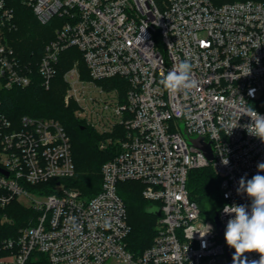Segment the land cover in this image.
I'll list each match as a JSON object with an SVG mask.
<instances>
[{"label":"built area","instance_id":"built-area-1","mask_svg":"<svg viewBox=\"0 0 264 264\" xmlns=\"http://www.w3.org/2000/svg\"><path fill=\"white\" fill-rule=\"evenodd\" d=\"M24 2L42 25L57 19L37 65L43 87L50 89L61 54L78 49L89 79L76 61L64 74L65 104L75 103L91 127L99 126L106 136L101 150H117L102 166L100 191L87 197L67 184L76 167L63 125L30 116L15 123L0 102V207L24 199L36 213L17 238L0 243L7 252L0 264H32L41 255L48 264H232L224 234L190 198L188 180L192 170L209 167L220 177L224 227L231 218L223 213L226 204H251L237 188L264 163V141L245 127L250 109L264 115V2ZM0 12L2 26L11 24L5 0ZM185 59L197 87L186 94L166 90L160 80ZM114 79L120 80L113 89L99 85ZM33 80L30 64L0 40V87L24 89ZM200 138L211 144L213 160L192 143ZM51 181L58 184L48 193ZM124 182H141L144 199L161 211L152 245L137 258L128 247L132 229L118 193ZM206 225L211 229L201 237ZM245 258L251 264L260 254Z\"/></svg>","mask_w":264,"mask_h":264},{"label":"trees","instance_id":"trees-1","mask_svg":"<svg viewBox=\"0 0 264 264\" xmlns=\"http://www.w3.org/2000/svg\"><path fill=\"white\" fill-rule=\"evenodd\" d=\"M252 1L264 2V0ZM5 3L6 7L12 10L14 18L11 24H6L4 27L0 12V40L7 42L15 50L21 62L30 64L34 72V80L24 89L6 90L0 87L1 111L15 123L24 116L58 120L70 136L73 145L76 175L67 180V184L80 190L85 196L92 197L101 189L102 166L114 157L117 149L110 147L101 150L100 141L106 136L99 135L88 127L85 121L75 116L74 103L65 105L67 90L64 81L65 72L79 61L83 77L89 79L82 53L76 48H71L61 54L58 73L50 89L47 90L37 73V65L43 56L45 46L55 37L57 19L39 28L33 10L24 0H5ZM119 80L114 79L116 82ZM104 82L106 81L99 83ZM220 183V177L210 167L194 169L190 172L188 192L190 198L199 205L204 218H212L220 210L222 205ZM57 184L58 181H51L46 187L49 188L47 192L53 193ZM143 189L144 185L141 182H124L118 185V193L126 204L128 223L132 229L128 238V247L136 258L152 245L159 220V217L153 213V209H160L159 204L145 200L142 195ZM35 218L36 213L32 209H26L17 201L5 208L0 207V243L17 238L19 231L34 223ZM6 253L0 251V256ZM32 264H48V262L46 257L41 255L39 261Z\"/></svg>","mask_w":264,"mask_h":264},{"label":"clouds","instance_id":"clouds-1","mask_svg":"<svg viewBox=\"0 0 264 264\" xmlns=\"http://www.w3.org/2000/svg\"><path fill=\"white\" fill-rule=\"evenodd\" d=\"M192 69L193 64L185 59L163 76L160 84L170 92L186 94L187 91L197 87V81L192 77ZM247 116L251 119V123L245 126L248 134L264 141V115L250 109ZM222 163L227 165L229 161L223 159ZM257 168V174L250 179L241 177L238 182L237 193H245L251 200L250 206L226 204L223 207V213L231 217L226 223L224 239L226 244L235 250L234 264H248L246 258L242 260L241 257L250 252L260 254L259 261H252L251 264H264V175L259 174L264 172V163H258ZM69 219L75 222L74 217ZM206 226L208 231L203 235L199 232L201 237L211 229L210 225Z\"/></svg>","mask_w":264,"mask_h":264},{"label":"water","instance_id":"water-1","mask_svg":"<svg viewBox=\"0 0 264 264\" xmlns=\"http://www.w3.org/2000/svg\"><path fill=\"white\" fill-rule=\"evenodd\" d=\"M192 143H193L194 145H196V146L202 148L203 151L205 152L207 158L210 159V160H213L214 155H213V150H212L211 144H206V143H204V140L201 139V138H200V139H195V140H193ZM0 172H3V171L0 170ZM153 213H155L158 217L161 216V211H160V209H158V208L153 209ZM213 220H214V223H215V225H216V228H217L218 232H219L220 234H224L226 227H224V226L221 224L220 220H219V212H217V213L215 214V217H214ZM227 255H228V257H229L231 263L234 264V261H233V254H232V249H231L228 245H227Z\"/></svg>","mask_w":264,"mask_h":264},{"label":"rangeland","instance_id":"rangeland-1","mask_svg":"<svg viewBox=\"0 0 264 264\" xmlns=\"http://www.w3.org/2000/svg\"><path fill=\"white\" fill-rule=\"evenodd\" d=\"M36 24H37V27H39V28L43 26V25H42L40 22H38V21H36ZM0 33H1V31H0ZM0 39H1V38H0ZM99 85L105 86L107 89H113L115 85H118V81H117V82H116V81H108V82H104V83H102V84L99 83ZM65 95H66V92H65ZM64 102H65V98H64ZM74 104H75V103H74ZM65 105H66V104H65ZM75 105H76V104H75ZM78 109H79V108H78V106L76 105L75 116H76L79 120L85 121V115H84V116L80 115ZM89 120H90V122H91V117L89 118ZM85 122H86V124H87L88 127L92 128V129H93L95 132H97L99 135H102V134L100 133L99 126L91 127V123H87V121H85ZM104 140H105V139L101 140V141H100V144L103 143ZM100 144H99V145H100ZM61 189H62V186H58V191H60ZM18 203H20V204H21L23 207H25L26 209H32V207H31L28 203H26V200H24V199L19 200ZM204 217H205V216H204ZM214 217H215V215H214ZM214 217H212V218H210V219H214ZM5 220H6V219H5ZM156 229H157V227H156Z\"/></svg>","mask_w":264,"mask_h":264}]
</instances>
